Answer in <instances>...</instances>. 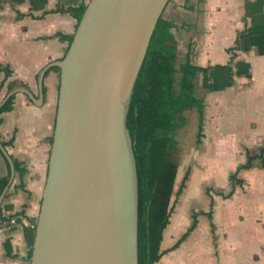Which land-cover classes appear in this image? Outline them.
Masks as SVG:
<instances>
[{"label":"crops","instance_id":"1","mask_svg":"<svg viewBox=\"0 0 264 264\" xmlns=\"http://www.w3.org/2000/svg\"><path fill=\"white\" fill-rule=\"evenodd\" d=\"M89 1L0 0V66L13 70L6 81L0 70V87L5 81L0 103L15 81L40 98L41 71L65 56L67 37L76 31L77 19L69 9ZM161 18L171 25L177 90L182 67L201 68L191 78L195 96L203 103L202 131L193 107L178 114L176 135L197 116L195 140L201 147L196 148V157L203 164L200 171L190 168L182 194L173 197L161 243L163 254L155 264H264L261 161L256 159L252 168L240 170L243 185L229 180L248 156L260 155L264 147V0H170ZM59 81V73L50 70L44 78L43 103L18 92L13 109L0 115V141L3 146L13 141L4 147L15 167L11 178V165L0 150V190L4 187L0 212L3 221L16 219L0 231V264H30L29 249L48 175ZM190 111L195 114L191 122ZM183 171L180 162L175 193L187 172ZM199 175L201 183L195 184ZM202 192L211 199L210 210L200 208ZM205 213H211L212 219ZM196 214L195 228L183 239ZM204 218L209 221L206 231L201 226ZM218 249L220 256L215 255L213 262L212 252Z\"/></svg>","mask_w":264,"mask_h":264},{"label":"water","instance_id":"2","mask_svg":"<svg viewBox=\"0 0 264 264\" xmlns=\"http://www.w3.org/2000/svg\"><path fill=\"white\" fill-rule=\"evenodd\" d=\"M170 0H90L60 68L48 175L30 264H139L138 177L127 126L136 81ZM0 150L14 163L0 141ZM3 195L0 197V204Z\"/></svg>","mask_w":264,"mask_h":264},{"label":"trees","instance_id":"3","mask_svg":"<svg viewBox=\"0 0 264 264\" xmlns=\"http://www.w3.org/2000/svg\"><path fill=\"white\" fill-rule=\"evenodd\" d=\"M87 5L83 3L69 9L71 15L77 19V26ZM57 11L58 9L46 11L44 14ZM170 30V23L160 18L136 81L127 115V126L133 140L138 177L139 264H155L161 259L163 232L170 222L173 197L182 194L190 175L188 170L175 193L180 167V162L174 158V151L178 145L175 135L180 126L178 114L188 108L196 107L200 116L199 132L202 131L203 124V103L195 96L191 78L201 68L191 65L182 67L180 88L177 90L174 65L176 53L171 45ZM73 37L74 35L67 37L69 43L72 42ZM0 70L5 72V81L13 74L10 67L0 66ZM50 70H56L60 76L59 67L50 68L46 74ZM24 87L26 88V85L23 82L15 81L9 85L8 93ZM14 100L15 94L1 106L0 115L13 109ZM197 141L200 142L199 139ZM12 142L4 143V146L11 145ZM256 159L261 161V167L264 168V147L261 148L260 155L248 156L247 163L240 165L234 173L229 175L233 185H243L244 180L238 177V173L242 169L252 168ZM2 183L5 186L7 180L4 179ZM233 192L234 190L227 196H231ZM205 214L212 219L211 213ZM197 216L198 214L194 216V222L184 234L183 239L195 228ZM0 220H5L1 212ZM212 228L215 229L214 224ZM31 256L32 247L29 249V260Z\"/></svg>","mask_w":264,"mask_h":264},{"label":"rangeland","instance_id":"4","mask_svg":"<svg viewBox=\"0 0 264 264\" xmlns=\"http://www.w3.org/2000/svg\"><path fill=\"white\" fill-rule=\"evenodd\" d=\"M193 116H195V114L193 113V111L188 113V117L189 120L191 122ZM186 127V125H185ZM184 127V131H182V134L179 135L177 137V135H175V139L177 140V142H179V145L176 147L175 151H174V158H176L178 161H180L182 163V168L185 169V171L190 170H197L200 171L202 170V164H203V160L199 159L198 157H196L197 155V151L196 148L197 147H201L197 144L195 138H196V133H197V129H198V120H197V116L195 118V121H192L191 124L189 125V128H185ZM202 149V148H200ZM191 168V169H190ZM185 171H183L185 173ZM199 177H202V175H199L196 177L195 179V184H200L201 181L198 179ZM219 178V182H220V176H218ZM210 201L211 199H209V197H206L204 195V193L202 192V196H200V200L199 203H201V207L203 209L206 210H210ZM207 203V205H206ZM216 218L219 220L220 216H216ZM220 223V221H219ZM207 225H209V221L207 218L202 219L201 221V226L202 228L205 227V230H207ZM223 229L224 227L221 226ZM235 229V228H234ZM203 231V229H202ZM212 254H214L213 256V262H215V255H217L218 257L220 256V251L218 249V251L215 253V251L212 252Z\"/></svg>","mask_w":264,"mask_h":264},{"label":"built area","instance_id":"5","mask_svg":"<svg viewBox=\"0 0 264 264\" xmlns=\"http://www.w3.org/2000/svg\"><path fill=\"white\" fill-rule=\"evenodd\" d=\"M15 223H16L15 218L9 219L7 221L0 220V231L4 230L5 228H10Z\"/></svg>","mask_w":264,"mask_h":264}]
</instances>
